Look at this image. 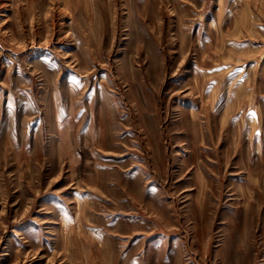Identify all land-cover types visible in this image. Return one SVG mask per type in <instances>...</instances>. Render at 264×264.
Wrapping results in <instances>:
<instances>
[{
  "label": "rangeland",
  "instance_id": "rangeland-1",
  "mask_svg": "<svg viewBox=\"0 0 264 264\" xmlns=\"http://www.w3.org/2000/svg\"><path fill=\"white\" fill-rule=\"evenodd\" d=\"M0 264H264V0H0Z\"/></svg>",
  "mask_w": 264,
  "mask_h": 264
}]
</instances>
